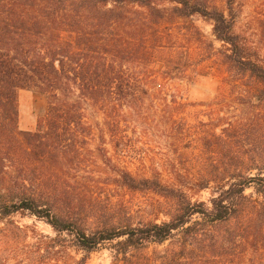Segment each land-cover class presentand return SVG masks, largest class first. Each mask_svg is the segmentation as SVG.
<instances>
[{"label": "trees", "instance_id": "obj_1", "mask_svg": "<svg viewBox=\"0 0 264 264\" xmlns=\"http://www.w3.org/2000/svg\"><path fill=\"white\" fill-rule=\"evenodd\" d=\"M235 1L219 8L209 0H0V219L35 215L74 236L87 253L118 239L125 253L178 235L160 264H264V156L239 157L243 168L201 173L199 187L217 183L207 203L189 197L192 174L177 172L176 185L137 176L101 144L96 150L116 166L124 186L173 199L177 213L168 221L95 230L80 222L82 208L90 207L85 199L97 198L90 189L95 177L85 175L90 142L124 140L130 119L148 114L153 90L206 73L185 72L188 62L194 65L195 43L215 50L194 16L212 21L215 39L228 45L222 58L228 84L243 85L247 75L264 84V64L248 55L246 39L235 31ZM259 33L264 40V19ZM182 48L180 58L188 62L166 58ZM22 89L47 95L34 130L19 128ZM247 162L253 166L244 167ZM249 188L254 191L246 193Z\"/></svg>", "mask_w": 264, "mask_h": 264}, {"label": "rangeland", "instance_id": "obj_2", "mask_svg": "<svg viewBox=\"0 0 264 264\" xmlns=\"http://www.w3.org/2000/svg\"><path fill=\"white\" fill-rule=\"evenodd\" d=\"M209 3L225 7V0H209ZM234 8L236 33L246 39L248 55L264 64V40L259 33L260 20L264 19V0H236ZM193 20L207 40L214 42L215 50L209 48V43H195L194 65L190 66L184 57L180 58V51L184 52L185 48L166 54V58L188 62L185 72L197 68L195 72L206 73L195 74L191 80H175L164 91L153 90L144 108L148 114L130 119L133 126L124 140L107 136L105 141L97 138L90 142L94 152L87 154L90 163L85 175L95 177L91 179L90 189L97 198L85 199L90 207L82 208L80 217V222L89 230L105 225L120 227L168 221L178 209L173 199L152 190L136 191L124 186L118 179L116 166L104 163L96 150L101 144L109 149L114 162L137 176H159L167 184L176 185L177 172L192 174L186 187L189 197L192 201L207 203L217 183L212 182L208 188L199 187L201 173L243 168L239 157L264 156V84L248 75L239 80L243 85L228 84L226 76L230 71L222 59L228 45L215 39L212 21L200 15ZM209 52L211 56L204 57ZM46 110V94L33 89L19 91L21 130H34ZM248 165L253 163L243 166ZM256 172L258 169L252 170V174ZM253 191L249 188L246 193ZM178 238L176 235L163 244L149 241L142 247L128 248L125 253L120 251L124 248L118 239L87 253L76 245L74 236L55 231L35 215L17 213L0 219V264H79L81 261L85 264H160L164 250L175 247Z\"/></svg>", "mask_w": 264, "mask_h": 264}]
</instances>
